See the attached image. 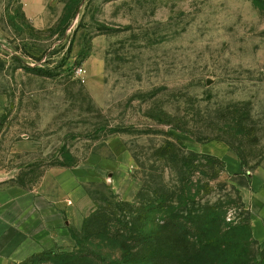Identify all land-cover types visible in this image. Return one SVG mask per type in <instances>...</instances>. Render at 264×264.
Returning <instances> with one entry per match:
<instances>
[{
  "label": "rangeland",
  "instance_id": "obj_1",
  "mask_svg": "<svg viewBox=\"0 0 264 264\" xmlns=\"http://www.w3.org/2000/svg\"><path fill=\"white\" fill-rule=\"evenodd\" d=\"M46 5L34 22L22 0H0V200L69 192L84 220L65 217L51 250L72 252L88 216L192 187L174 204L185 223L154 242L163 252L142 242L140 260L264 264L224 159L189 154L222 147L264 169V0Z\"/></svg>",
  "mask_w": 264,
  "mask_h": 264
},
{
  "label": "crops",
  "instance_id": "obj_2",
  "mask_svg": "<svg viewBox=\"0 0 264 264\" xmlns=\"http://www.w3.org/2000/svg\"><path fill=\"white\" fill-rule=\"evenodd\" d=\"M22 1L26 14L34 22L38 21L37 12H46V0ZM196 150L224 159L233 185L248 204L252 236L264 242V169L247 170L237 155L226 148L198 146ZM7 189L5 199L0 200V264H18L44 250L59 247L66 236L65 217L76 220V224L83 223L84 218L77 217L76 201L66 190L53 197L36 190L14 194Z\"/></svg>",
  "mask_w": 264,
  "mask_h": 264
},
{
  "label": "trees",
  "instance_id": "obj_3",
  "mask_svg": "<svg viewBox=\"0 0 264 264\" xmlns=\"http://www.w3.org/2000/svg\"><path fill=\"white\" fill-rule=\"evenodd\" d=\"M189 154L208 159L214 158L193 151ZM216 160L221 161L218 158ZM186 167L189 173L192 171L191 167H195L194 171L197 170V166L190 163L188 165L186 163ZM187 181L191 180L187 179ZM180 191L181 194L178 196L174 193L159 200L150 197L144 199L138 195L142 200L137 205L138 210L129 212L125 210L128 216H115L114 219H110L109 216H88L81 232L74 235L77 244L75 251L44 250L18 264H150L148 255L145 260H140L141 243L144 242L143 245L148 246L151 255L155 252H163L164 248L161 245L154 246V242L164 231L174 230L185 223L181 221L178 208L174 204H181L192 197L190 192L192 187L184 186ZM186 191L189 192L188 196L185 195ZM122 204L128 206L126 203ZM202 242L209 246L215 243V239L201 240L199 244Z\"/></svg>",
  "mask_w": 264,
  "mask_h": 264
}]
</instances>
